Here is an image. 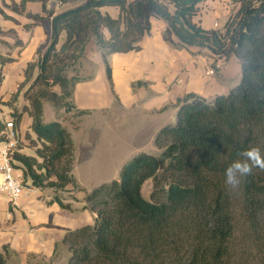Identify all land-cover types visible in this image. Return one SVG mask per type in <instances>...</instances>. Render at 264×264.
<instances>
[{
  "label": "trees",
  "instance_id": "trees-1",
  "mask_svg": "<svg viewBox=\"0 0 264 264\" xmlns=\"http://www.w3.org/2000/svg\"><path fill=\"white\" fill-rule=\"evenodd\" d=\"M49 1L22 0L23 9L43 3L50 17L29 16L51 24L50 45L28 64L13 99L23 92V113L32 118L35 135H25L35 156L17 149L13 163L34 187L63 192L75 184L74 141L59 121L45 122L44 107L88 114L77 109L74 92L92 78L82 75L92 40L111 86L109 57L139 49L153 16L168 24L180 45L234 55L242 66L241 81L228 95L209 102L191 94L180 101L176 123L155 138L157 154H139L118 180L81 190L96 218L66 234L68 264H264V171L254 168L237 188L225 184L226 168L244 159L240 153L258 147L264 155V0H233L240 8L223 31L194 23L205 0H56L58 13L47 9ZM103 7L119 8V18L103 14ZM23 113L13 114L17 130ZM5 128L0 119V144ZM148 181L149 200L143 196ZM10 255L4 246L0 264H9Z\"/></svg>",
  "mask_w": 264,
  "mask_h": 264
},
{
  "label": "crops",
  "instance_id": "crops-1",
  "mask_svg": "<svg viewBox=\"0 0 264 264\" xmlns=\"http://www.w3.org/2000/svg\"><path fill=\"white\" fill-rule=\"evenodd\" d=\"M21 3L22 0H0L3 122L13 119L15 112L23 113L27 105L23 92L16 102L13 99L25 81L28 64L37 61L39 51L45 52L50 45L47 31L51 24L29 16L50 17L43 3L29 2L24 9ZM239 8L233 0H205L199 5L194 23L205 30L223 31ZM47 9H55L57 13L61 10L56 0H50ZM101 12L114 19L120 16L117 7H103ZM150 23L151 31L141 40L139 49L109 57L112 86L102 55L92 40L82 60V75L92 78L78 83L74 92L77 109L88 114L78 116L73 110L56 111L54 115L74 141L75 184L67 191L56 192L27 182L28 190L17 203L0 193V252L4 246L10 248L9 264H68L71 254L63 242L66 234L93 225L96 218L85 201L86 193L81 190L92 192L108 184H102V177L119 166L120 160L156 149L158 132L174 124L179 103L186 96L194 94L213 102L240 83L242 66L234 55L216 56L207 48L182 46L164 20L153 16ZM65 38L63 34L61 44ZM212 68L216 72L210 75ZM45 115L44 109L46 121ZM31 126L32 118L23 113L17 130L18 150L35 156V148L25 138L27 133L32 134Z\"/></svg>",
  "mask_w": 264,
  "mask_h": 264
},
{
  "label": "built area",
  "instance_id": "built-area-1",
  "mask_svg": "<svg viewBox=\"0 0 264 264\" xmlns=\"http://www.w3.org/2000/svg\"><path fill=\"white\" fill-rule=\"evenodd\" d=\"M215 68L209 70V74H215ZM0 112V117H2ZM6 125L4 141L0 144V193L7 195L12 203L17 201L27 192L23 175L15 168L13 156L19 147V133L14 119L4 122Z\"/></svg>",
  "mask_w": 264,
  "mask_h": 264
},
{
  "label": "clouds",
  "instance_id": "clouds-1",
  "mask_svg": "<svg viewBox=\"0 0 264 264\" xmlns=\"http://www.w3.org/2000/svg\"><path fill=\"white\" fill-rule=\"evenodd\" d=\"M243 160L233 161L225 170V184L231 188L240 185L241 178L251 175L254 168L264 171V155L258 147H251L240 153Z\"/></svg>",
  "mask_w": 264,
  "mask_h": 264
},
{
  "label": "rangeland",
  "instance_id": "rangeland-1",
  "mask_svg": "<svg viewBox=\"0 0 264 264\" xmlns=\"http://www.w3.org/2000/svg\"><path fill=\"white\" fill-rule=\"evenodd\" d=\"M45 118H46V123H52L57 121V119L54 117V115L56 114V110L53 108L52 105H50L49 103H45ZM173 123H176V120L173 121ZM143 153H152V154H157L158 150L154 149V150H148V151H144ZM140 153V154H143ZM139 155V154H138ZM132 159H122L120 160V165L116 166L113 168V170H110V172L108 174H106L105 176L102 177V184L104 183H112L114 180H118L119 176H120V171L122 170L123 166L126 165L128 162H130ZM74 176V175H73ZM78 178L82 179V176H79ZM151 189H152V182L148 181L144 187H143V196L149 200L150 199V193H151Z\"/></svg>",
  "mask_w": 264,
  "mask_h": 264
}]
</instances>
